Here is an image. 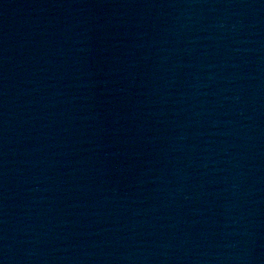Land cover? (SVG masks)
Instances as JSON below:
<instances>
[{
  "label": "water",
  "instance_id": "95a60500",
  "mask_svg": "<svg viewBox=\"0 0 264 264\" xmlns=\"http://www.w3.org/2000/svg\"><path fill=\"white\" fill-rule=\"evenodd\" d=\"M264 114V0H0V264H152Z\"/></svg>",
  "mask_w": 264,
  "mask_h": 264
}]
</instances>
